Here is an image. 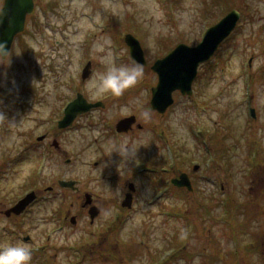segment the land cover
<instances>
[{"label": "rangeland", "instance_id": "374dc122", "mask_svg": "<svg viewBox=\"0 0 264 264\" xmlns=\"http://www.w3.org/2000/svg\"><path fill=\"white\" fill-rule=\"evenodd\" d=\"M38 2V14L27 32L19 36L6 61L0 56V210L24 198L39 182L49 185L54 177L69 176L84 190L110 193L106 183L96 181L102 168L94 165L99 146L92 143L101 126L63 138L71 165L62 158L41 163L32 152L30 134L48 128L67 104L65 98H75L80 86L92 102L109 103L108 119L140 114L147 132L127 138L125 143L132 147L125 155L137 161L135 166L150 162L151 167L162 168L167 156L161 148L164 143L154 142L150 132L155 120L152 90L159 83L152 68L179 45L197 47L210 28L239 11L242 19L233 36L211 63L200 68L193 97L175 94V106L152 123L158 127L157 135L165 133L171 140L172 153L182 158L180 162H187L191 171L200 166L195 190L170 198L156 180L160 175L150 186L147 178H140L143 186L136 211L118 230L120 255L113 259L117 264H264V210L258 208L264 205V0ZM127 34L134 35L145 51L148 66L143 77L120 97L93 95L88 87L92 76L82 84L85 67L91 63L93 73L104 71L101 58L108 57L117 64L134 62L124 41ZM144 112L150 116L145 118ZM149 141L157 146L141 150ZM212 164L214 184L212 173L204 170ZM127 170L129 166L123 172ZM223 185L228 188L225 195ZM43 197L49 200L40 201L9 231L3 230L8 223L0 214V247L43 248L44 255L32 254L31 264H93L86 243L96 239L78 206L71 207L77 195L59 191ZM229 197L234 202L231 211ZM230 212L236 219L229 218ZM110 214L102 220L111 221ZM78 216L73 227L71 220ZM238 228L243 234L234 239ZM28 235L33 243L24 241ZM252 243L260 247L257 252ZM96 250L93 255L100 257Z\"/></svg>", "mask_w": 264, "mask_h": 264}, {"label": "flooded vegetation", "instance_id": "af4514ba", "mask_svg": "<svg viewBox=\"0 0 264 264\" xmlns=\"http://www.w3.org/2000/svg\"><path fill=\"white\" fill-rule=\"evenodd\" d=\"M5 4L6 0H2L0 12ZM38 5V0H34L33 12L27 17V29L30 21H32L38 14ZM92 69L93 67L91 65V69L87 71L90 73L89 77L93 74ZM87 80H89V78ZM87 80H84L82 77V84L85 85ZM80 88L78 91L76 90L77 94L75 98H65V100H67V104L61 108V112L59 110L57 116L55 115L56 118H54L53 122L49 124L48 128L39 130L37 134H35L36 132L32 135L30 134L29 138L32 140L33 144L32 152L38 154L39 162L41 163L50 164L53 163L54 160L57 159L59 161L62 158L63 163L71 165L72 159L69 158L71 153L65 148L63 138H69L68 136H70V133L89 130L101 126L102 129L100 136L94 140L95 144L92 143V146H99V155L97 156L94 165L97 169L102 168V170L98 173L101 179H96V181L97 183L100 181L106 183L110 189V193L100 195L93 192V189L84 190L80 181L74 180L69 176L63 177L62 179L57 177L51 178L48 183L49 185L47 186L44 184L47 181L39 182L40 186L31 191L36 192V201L28 207L23 216L17 217L14 214L7 215V212H9L16 203L0 210V214L5 217V220H7L8 223V225L3 226V230L5 232L9 231L12 223H17L20 219L27 217L28 214L31 213V210L40 201L49 200V198L43 197V193L58 195L59 191L66 193L72 192V194L77 195V200L72 203L71 207L74 209L78 206L80 216L86 217V222L90 228L92 238L96 239V241L88 239L86 243L88 245V249L92 253L91 257L89 256L91 262H93V264H117V259L114 260L113 257L120 255V241L117 240L118 230L120 228H124L123 226L129 223V219L132 216L131 214L136 211L135 208L142 192L141 187L143 186L140 178H147L145 182L148 186H150L149 183H153L152 178L160 175L156 180H158L157 182L159 185H163V187H165V194L169 195L170 198L176 197L177 195L181 196V194L185 197V195L192 193L195 190V184L201 178L199 173L200 169L196 170L197 168L193 167L191 171V166H189L187 162H180L182 158H179L176 154L172 153V148L170 147L171 140L165 138L166 134L162 133V135L159 136L156 133V129L158 127L152 123H155L157 118H165L172 108L168 110L166 115H160L151 107L155 118V120L151 123V136L153 137L154 142L160 144L164 143L163 147H159L163 148V153L167 155L164 158V166L162 168L160 165L158 167H151L150 162H144L141 166L133 165V163L137 161L133 162L130 160V157L125 155L126 149L132 147V145L125 143V141L127 138L136 139L138 136H142V133L147 132L144 124L140 122L141 115L138 113H132L126 116L116 117V119H114V117H111L112 119H108V117H106V112L110 110V105L107 101L102 102L105 105L103 108L92 110L90 113L79 117L73 126L67 129H61L60 122L64 119L66 111L80 96L83 97L82 102L84 104H86V102L89 104L96 103L88 99L87 96L82 93ZM131 118H134L135 120V124L132 126L131 130L127 133H118V124L123 120ZM151 146L157 145H150L149 141V143L147 142L145 147H142L141 150H144L145 148L149 149ZM123 165L124 168H122ZM128 166L129 170L123 172V169ZM205 169L207 172L212 173V181L214 184L216 181L213 180V178L216 177L214 164L208 165V167L205 166L204 170ZM183 174H187L189 176L193 191H189V188L187 187L180 188L177 186V184L181 181ZM63 183H74V186L65 187ZM227 190L228 188L225 185L221 187L222 194L226 193ZM258 208L264 210L263 203L258 204ZM108 212L111 213L110 215L112 216V220L104 222L102 217H104ZM67 217L68 216H66V224L68 220ZM78 218L79 216L71 222L73 227H77L79 223ZM113 237L116 239V242H109V239ZM262 242L264 244V240ZM99 247H103V251H97L96 249ZM94 250H96L95 252L101 253L100 255L104 258L101 256L99 257L98 255L94 256L92 252ZM111 256L112 259L110 260Z\"/></svg>", "mask_w": 264, "mask_h": 264}, {"label": "water", "instance_id": "95a60500", "mask_svg": "<svg viewBox=\"0 0 264 264\" xmlns=\"http://www.w3.org/2000/svg\"><path fill=\"white\" fill-rule=\"evenodd\" d=\"M32 11L33 0L6 1V5L0 14V45H2L0 46V53L4 59L9 56L16 36L24 31L27 16ZM240 17L239 12H232L206 33L203 42L198 47L191 48L187 45H181L167 58L154 65L153 71L159 76V84L153 90L152 100V107L156 111L162 115L166 114L168 109L174 105L173 95L176 92H181L184 96L193 95V85L198 77L200 66L212 60L222 43L236 29ZM127 44L131 48L132 58L146 66L145 52L140 42L133 36H128ZM101 106V104L85 105L82 99L77 101L67 113L62 124L63 128L72 125L79 116ZM134 123V119L123 121L118 126V131L120 133L128 132ZM63 185L73 187L74 183H63ZM177 186L188 187L192 190L191 181L187 175L182 176ZM35 199V194L29 195L15 208L7 212V215L22 214Z\"/></svg>", "mask_w": 264, "mask_h": 264}, {"label": "clouds", "instance_id": "9594fccd", "mask_svg": "<svg viewBox=\"0 0 264 264\" xmlns=\"http://www.w3.org/2000/svg\"><path fill=\"white\" fill-rule=\"evenodd\" d=\"M2 46V45H0ZM103 51V48L99 49ZM104 71L94 72L89 83V90L95 96L111 94L122 96L127 90L135 87L144 75V66L132 62L117 64L111 57L101 58ZM150 116L149 112L143 113ZM32 253L25 244H8L0 247V264H31Z\"/></svg>", "mask_w": 264, "mask_h": 264}]
</instances>
